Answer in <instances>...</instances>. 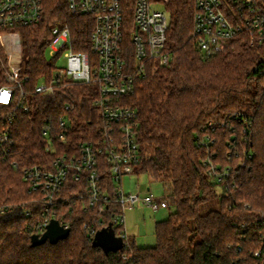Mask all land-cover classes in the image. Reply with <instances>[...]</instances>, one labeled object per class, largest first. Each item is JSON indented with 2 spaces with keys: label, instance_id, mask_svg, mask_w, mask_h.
Returning a JSON list of instances; mask_svg holds the SVG:
<instances>
[{
  "label": "trees",
  "instance_id": "16d2710c",
  "mask_svg": "<svg viewBox=\"0 0 264 264\" xmlns=\"http://www.w3.org/2000/svg\"><path fill=\"white\" fill-rule=\"evenodd\" d=\"M40 20L31 27H0V85L4 61L17 38L24 61L23 108L16 110L12 158L19 167L73 155L82 141H98L108 131L93 105L98 85L61 75L58 57L46 52L53 25L70 28L73 50L90 52V17L70 14L66 0H40ZM131 6L134 0H122ZM195 0H168L166 47L168 66L138 82V142L141 158L134 175L147 174L163 183L168 216L154 224L155 245L105 252L93 245L95 233L109 222V213H122L108 204L83 209L78 192L84 186L68 179L60 196V212L70 221V233L52 244L31 245V229L17 208L0 215V264H264V52L245 30L226 48L205 56L189 36ZM42 79L50 89L37 92ZM66 118L67 124L60 125ZM207 145H202L201 142ZM99 155L102 179L114 195V180ZM219 170L215 181L204 164ZM104 162V163H103ZM77 186H80L77 189ZM27 184L20 172L0 174L1 200L26 199ZM86 201V199H84ZM259 251L258 255H254ZM125 252V258L122 254Z\"/></svg>",
  "mask_w": 264,
  "mask_h": 264
},
{
  "label": "built area",
  "instance_id": "2783aa9c",
  "mask_svg": "<svg viewBox=\"0 0 264 264\" xmlns=\"http://www.w3.org/2000/svg\"><path fill=\"white\" fill-rule=\"evenodd\" d=\"M66 3L70 14L90 17V52L73 50L66 23L51 27L46 52L49 57L64 58L65 66L57 68L61 75L98 85V97L93 105L100 110L108 131L98 141H82L76 154L57 155L50 167L43 164L19 167L11 157L15 145L13 125L16 110L27 111L28 108L24 104L23 89L27 77L21 74L24 54L10 49L4 61V83L0 85V174L7 169L19 171L27 184V198L13 203L0 197V215L17 208L27 220L26 228L38 236L46 230L51 219L70 229V221L65 216L72 209L61 213L59 206L62 191L71 179L84 186L85 194L77 193L83 209L97 208L102 216L107 214L108 204L122 209V213H109V222L102 228L111 225L115 235L122 238L121 248L126 249L129 243L124 241L127 238L125 209L136 204L153 211L169 207L163 196H155L150 191L126 193L121 185L123 177L134 175L141 158L138 110L130 98H138L137 86L141 79L154 75L172 60L166 47L167 0H134L132 7L122 0H66ZM158 3H163L165 10L156 8ZM41 13L40 0H0V27L13 30L31 27L40 20ZM242 30L252 41H257L264 52V0H195L189 36L205 56L224 50ZM49 89L50 85L42 79L35 87L39 93ZM5 94L6 99L3 98ZM66 124L67 119L61 118L60 125ZM201 144L207 145L203 141ZM101 153L107 155L108 166L105 167L114 180V195L108 193L102 179ZM204 164L217 182L227 175V169L219 170L209 157ZM259 253L255 251L254 255ZM122 256L126 257L125 252Z\"/></svg>",
  "mask_w": 264,
  "mask_h": 264
},
{
  "label": "rangeland",
  "instance_id": "374dc122",
  "mask_svg": "<svg viewBox=\"0 0 264 264\" xmlns=\"http://www.w3.org/2000/svg\"><path fill=\"white\" fill-rule=\"evenodd\" d=\"M155 7L165 10L163 3H158ZM9 48L21 51L17 38ZM57 66H65V60L62 56L57 60ZM121 182L122 188L126 193L132 191H140L142 193L150 191L153 195L159 197L163 196L165 193L163 183L151 180L145 173L125 176L122 178ZM168 213V208L153 211L142 204H136L132 208H127L124 211V226L126 234L138 247L154 246V224L156 221L165 219L168 216Z\"/></svg>",
  "mask_w": 264,
  "mask_h": 264
},
{
  "label": "water",
  "instance_id": "95a60500",
  "mask_svg": "<svg viewBox=\"0 0 264 264\" xmlns=\"http://www.w3.org/2000/svg\"><path fill=\"white\" fill-rule=\"evenodd\" d=\"M69 233V228L63 227L56 219H51L46 230L40 236L37 234L30 236L31 245H40L45 242L54 244L59 240L65 239ZM93 245L100 247L105 252L117 251L122 247V238L116 236L111 225H108L95 233Z\"/></svg>",
  "mask_w": 264,
  "mask_h": 264
},
{
  "label": "snow or ice",
  "instance_id": "6c2138e0",
  "mask_svg": "<svg viewBox=\"0 0 264 264\" xmlns=\"http://www.w3.org/2000/svg\"><path fill=\"white\" fill-rule=\"evenodd\" d=\"M4 99H6V94L4 95V97H3Z\"/></svg>",
  "mask_w": 264,
  "mask_h": 264
},
{
  "label": "crops",
  "instance_id": "0c3cea01",
  "mask_svg": "<svg viewBox=\"0 0 264 264\" xmlns=\"http://www.w3.org/2000/svg\"><path fill=\"white\" fill-rule=\"evenodd\" d=\"M160 210V209H159Z\"/></svg>",
  "mask_w": 264,
  "mask_h": 264
}]
</instances>
